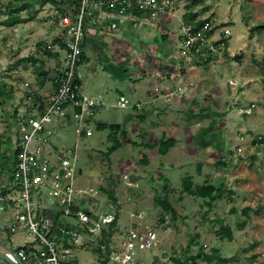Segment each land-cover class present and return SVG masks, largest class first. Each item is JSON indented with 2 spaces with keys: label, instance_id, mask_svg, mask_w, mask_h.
<instances>
[{
  "label": "rangeland",
  "instance_id": "rangeland-1",
  "mask_svg": "<svg viewBox=\"0 0 264 264\" xmlns=\"http://www.w3.org/2000/svg\"><path fill=\"white\" fill-rule=\"evenodd\" d=\"M32 3L14 23L11 11L20 0H0V186L12 169L16 145V118L9 108L18 107L20 114L26 101L51 93L43 73L63 57L54 42L58 12ZM170 9L157 22L131 18L135 30L123 29L124 21L97 29L94 40L106 36V42L87 53L78 71L83 96L102 103L89 113L92 136L79 137L65 126L50 141L65 154L74 150L82 171L75 187L95 190L93 210L117 212L110 252L142 223L155 229L159 243L137 252L134 264H191L199 251L214 250L228 259L225 264H264V0H170ZM186 13L195 19L185 21ZM201 22L199 39L187 43L184 29ZM118 29L126 33L113 34ZM132 87L144 96L137 99ZM120 95L128 101L124 108ZM99 123L121 126L122 146L109 156L111 131L97 130ZM166 140L174 144L162 155ZM130 174L140 179L130 183ZM186 177L193 191L214 185L222 196L209 202L183 193ZM100 187L113 188L117 203ZM165 198L174 213L159 204ZM8 221L9 213H0V241L10 249L33 239L20 230L11 237L4 229ZM223 228L230 229L231 240L219 234ZM99 237L75 246L77 264H99ZM100 248L106 255L105 244ZM107 264H114L110 257Z\"/></svg>",
  "mask_w": 264,
  "mask_h": 264
},
{
  "label": "built area",
  "instance_id": "built-area-1",
  "mask_svg": "<svg viewBox=\"0 0 264 264\" xmlns=\"http://www.w3.org/2000/svg\"><path fill=\"white\" fill-rule=\"evenodd\" d=\"M170 10V0H78L73 13L59 17L56 39L63 57L48 75L53 90L29 98L20 114L17 107L16 158L0 190V213H9L4 229L11 237L17 230L33 237L11 249L22 264H68L80 241L101 235L118 222L115 213L93 210L91 202L97 197L93 188L75 187L82 172L76 168L74 150L65 154L50 141L54 131L65 126H71L79 137H91L89 113L102 106L100 100L81 93L78 71L88 25L102 29L107 16L113 21L111 28L131 18L157 22ZM93 13L100 18L93 21ZM184 30L187 43H195L200 33H193L190 27ZM127 104L119 97L120 108ZM122 237L116 251L110 252L114 264H134L137 252L152 250L159 243L155 229L142 223Z\"/></svg>",
  "mask_w": 264,
  "mask_h": 264
},
{
  "label": "trees",
  "instance_id": "trees-1",
  "mask_svg": "<svg viewBox=\"0 0 264 264\" xmlns=\"http://www.w3.org/2000/svg\"><path fill=\"white\" fill-rule=\"evenodd\" d=\"M32 1L33 0H20L19 7L13 8V10L11 11V14L15 16L12 22L17 23L21 20L19 17V14L22 11L30 8L31 4H33ZM41 2L43 4H50L51 6H53L55 8V10L58 12L59 17H62L65 14H67L68 12L73 13L75 11V8L77 7L78 0H43ZM194 19H195L194 14L186 13L184 15L185 21L194 20ZM204 24L205 23H203V22L197 23V27L194 25V27H190V28L192 29L193 33H201L200 31H201V28L204 26ZM188 25H190V24H188ZM257 28H259V27H257ZM260 28L264 29V25H262ZM252 30H256V29H252ZM54 42L56 43V45L59 44L58 39H55ZM85 58L86 57H85L84 52H83L82 53V60H85ZM238 58H236V59L238 60ZM43 75L46 77V80L52 81V79H49V77H48L49 73L46 72V73H43ZM8 93L9 94L7 96V101H9L8 103H10L11 100H13L12 90L9 91ZM10 108L13 109L14 117H15L17 114V107L16 106H13V107L10 106ZM96 128L99 131L106 130L107 128H109V130L111 131L109 138H110V141L112 143V146L108 148L107 152L105 153L106 156L111 155L113 152L117 151L122 146L121 142L118 139V136L120 135V133H122L120 125L107 126L105 124H98L96 126ZM173 144H174V142L172 140H166L163 143H161L160 153L162 155L166 154V151L170 147H172ZM149 148H152V145H149ZM15 158H16V155L13 156L12 166L14 165ZM182 184H183V189H182L183 193H189L191 195L194 194L195 196H198L202 199L208 198L209 202H214L215 200L219 199L222 196L221 189L217 188L214 185H205L202 187H198L195 191H193L192 180L189 177H186L185 179H183ZM168 188H169V185L165 186L166 191L168 190ZM1 189L2 188L0 187V190ZM99 189L102 193H104L107 196L108 200H110L114 204L117 203L116 199H115V192H114L113 188H111V187H108V188L100 187ZM159 204L162 206L164 211H170L171 213H174V209L171 207L170 203L167 201L166 198L164 199V201L159 202ZM209 205H210V203H209ZM246 211H248V209L244 210V212H246ZM115 216H116V220H118L117 212H115ZM116 229H117V225H116V223H114L107 230H103L101 232L100 237L98 238V241H99L98 245L99 246L95 250V253L98 254L100 257L99 264H107L109 261V254H110L109 243H110L112 236H113V233L116 231ZM219 234L221 236L225 237L226 239L231 240L230 229L223 228ZM102 244H105V246H106V255H103L101 252L100 246ZM199 259H202V260L209 262V263L217 262L219 264H225L228 262V259L225 257H221L219 255L218 251H216V250H214L213 253H211V254H207L203 251H199L196 256L189 258V260L191 261V264H195L196 260H199ZM68 264H77V262L75 260H73L72 262H70Z\"/></svg>",
  "mask_w": 264,
  "mask_h": 264
},
{
  "label": "crops",
  "instance_id": "crops-1",
  "mask_svg": "<svg viewBox=\"0 0 264 264\" xmlns=\"http://www.w3.org/2000/svg\"><path fill=\"white\" fill-rule=\"evenodd\" d=\"M35 2H41V1H43V0H34ZM91 17H92V20L94 21V20H96V19H99L100 18V15H98V13H93L92 15H91ZM109 16H107L106 18H104L105 19V21H104V23L106 22V24H111L113 21H112V19L111 18H108ZM132 20H130V19H126V21H124L123 22V25H121L122 27H123V29H125V28H127L126 26H128V28H131L132 30H135V29H133V27L135 26L134 25V21H132ZM128 22H129V24L130 23H132L133 25H129L128 24ZM125 24V25H124ZM128 24V25H127ZM145 24V23H144ZM159 25H161L160 23L159 24H154V31H156V30H158V27H159ZM120 26V27H121ZM157 27V28H156ZM88 28H89V30H88V32H87V35H86V39H85V41H84V46H83V52H84V55H85V57H87V53L88 52H97L99 49H101L103 46H104V43L106 42V39H107V37L105 36V37H102L101 39H102V41L101 42H99V43H97L95 40H94V38H95V34H96V31H97V29H98V27L97 26H93V25H88ZM127 28V29H128ZM131 29L130 30H128V32L129 31H131ZM146 29H149V28H146ZM99 30V29H98ZM101 30V29H100ZM151 30V29H150ZM114 33L113 34H115V32H119L120 34H124V33H126V31L125 30H121V29H118V30H115V31H113ZM150 33H151V31H150ZM113 36V35H112ZM117 36V35H116ZM165 39V38H164ZM104 42V43H103ZM155 42V41H154ZM125 44H123V46H124ZM126 47H129V46H125V47H122V48H126ZM87 58H85V60H86ZM126 84H128L127 82H125ZM80 85H81V83H80ZM144 87V86H143ZM133 88V87H132ZM131 92H132V94L136 97H143L144 95H141V94H137V92H136V89L135 88H133V89H131ZM145 91H143V93H144ZM145 95H147L148 96V94H145ZM46 96V95H45ZM120 97H124L123 95H120ZM136 97V98H137ZM138 99V98H137ZM99 124H103V123H99ZM149 151V150H148ZM144 154H147L146 153V151L144 152ZM82 172V171H81ZM4 182H5V180L3 181V183L1 184V188L4 186Z\"/></svg>",
  "mask_w": 264,
  "mask_h": 264
},
{
  "label": "water",
  "instance_id": "water-1",
  "mask_svg": "<svg viewBox=\"0 0 264 264\" xmlns=\"http://www.w3.org/2000/svg\"><path fill=\"white\" fill-rule=\"evenodd\" d=\"M139 176L133 174L128 175V181L134 183L139 180ZM0 260L4 261L6 264H22L19 259L14 255L13 251L0 241Z\"/></svg>",
  "mask_w": 264,
  "mask_h": 264
}]
</instances>
